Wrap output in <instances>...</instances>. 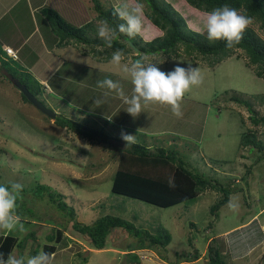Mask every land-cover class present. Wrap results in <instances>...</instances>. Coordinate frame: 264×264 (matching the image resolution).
Returning a JSON list of instances; mask_svg holds the SVG:
<instances>
[{
	"label": "rangeland",
	"instance_id": "1",
	"mask_svg": "<svg viewBox=\"0 0 264 264\" xmlns=\"http://www.w3.org/2000/svg\"><path fill=\"white\" fill-rule=\"evenodd\" d=\"M98 1L108 3L107 0ZM111 1L116 9L124 4L134 5L132 0ZM81 2L83 4L79 8L77 3L72 9L59 11L61 17L75 27L82 23L84 14L88 18L87 23L96 16L92 0ZM167 2L175 6V0ZM181 6L187 8L184 2ZM70 12L71 15L76 13L78 20L72 21ZM189 14L202 16L194 10ZM96 22L93 20V27ZM252 26L264 40V31L257 24ZM88 31L92 34L90 28ZM143 31L148 33V39L161 33L145 18ZM79 45L72 40L64 41L59 47H66V52L62 49L56 51L53 47L49 49L50 55L36 50L35 60L30 58L27 64L22 61L24 65L18 62L17 66L10 65L7 69L10 68L18 79L26 81L33 91H38L37 98L47 109L87 128L102 129L112 138L109 144L91 143L58 127L55 119L25 103L7 73L0 71V165L5 167L3 172L7 174L6 169H9L13 174L7 177L8 181H13L16 174L14 178L33 186H48L54 195H62L61 199L67 206L66 211L59 212L49 203L47 193L26 195L32 209V213L27 215L34 219L25 217L28 218L26 232L19 233V236L21 239L30 238L23 241V248H16L12 254L33 256L34 248L39 247L40 252L44 245L50 244L47 237L53 235L51 243L58 242L53 264H168L152 250L134 252L138 262H133L126 255L127 250L136 247L140 239L129 237L120 229L111 230L104 250L98 252L90 248L86 238L72 230V222H69L71 214L77 223L85 225L108 215L130 222L141 231L151 232L158 227L165 229L171 241L160 254L170 262L177 261V255L184 254L189 255V259L186 262V259H181L179 264H208L207 239L218 238L227 264H264V240L253 244L257 229L261 227L264 231V160L256 162L251 148H240L241 135L248 129L254 131L264 144V126L252 127L247 109L229 100L234 94L245 98L264 94V80L255 77L253 71L245 66L244 53L237 50L235 55L239 59L234 55L213 69L207 67L203 58H198L196 64H190L185 55L178 59L147 56L146 63H155L165 72L171 71L177 63L197 67L203 83L193 86L185 94L181 102V117L175 116L170 106L155 103L145 105L143 112L133 119L126 111L128 105L123 97L115 91L98 87L99 81L111 79L120 85L124 96L130 98L133 95L130 79L111 59L95 58L91 52L93 47L97 48L95 45ZM78 49L87 54H81ZM131 56L128 55L130 59ZM51 63V70L59 64L60 67L52 73V79L45 82L52 91L49 93L35 78L44 80L45 72H30L29 68H43ZM252 104L256 111L264 113V105H258L256 101ZM122 132L135 136V143L151 150L164 147L177 151L176 163L185 161L194 173L215 180L228 189L229 201L239 204L238 211L230 210L228 201L218 211L212 212V206L220 200L221 193L211 190L203 191L188 203L165 209L114 195L111 186L121 147L124 146L117 142L118 139L123 140ZM255 219L259 220L258 223L250 224ZM58 228L66 234L56 241ZM238 229L241 230L230 236ZM235 239L242 244L237 253L247 246L251 247L249 251L233 253L231 245ZM195 251L199 254L196 260L192 259Z\"/></svg>",
	"mask_w": 264,
	"mask_h": 264
},
{
	"label": "trees",
	"instance_id": "2",
	"mask_svg": "<svg viewBox=\"0 0 264 264\" xmlns=\"http://www.w3.org/2000/svg\"><path fill=\"white\" fill-rule=\"evenodd\" d=\"M107 1L108 3H102L98 0H92L93 9L96 13L94 21L106 19L109 25L117 28L118 31V26L124 21L116 14V5L111 0ZM132 1L133 3L136 2V0ZM140 2L144 4V18L149 24L160 30L161 33L152 39H148V33L145 34V31L134 38H129L125 34H118V39L113 41L111 48L107 47L103 39L95 35L97 27L96 23H94L93 27V21L79 28L67 24L54 11H48L46 16L51 33L58 36L60 41L72 40L77 44L95 45L97 48H102V50L94 47L91 49L93 56L97 59L108 61L117 49H121L126 56L132 54V60L143 57L145 61L147 56L156 55H162L168 59H178L185 55L189 59L188 61L191 62L190 64H196L198 58H203L207 62V67L213 69L215 65L223 60L234 56L237 50H241L246 58L245 66L253 71L255 77L264 80V40L252 26L253 23L257 24L264 31V0H175V6L167 2V0H140ZM183 2L187 4V8L181 6ZM224 5L237 9L253 20V23L245 31L242 42L232 49L227 48L224 41H209L207 39L205 28L206 14ZM192 10L202 16L195 17L190 15L189 12ZM88 28H90L92 34L89 33ZM128 42L137 49V52L134 53ZM2 55L3 57L0 58V71L7 73V77L10 79H17L30 94L37 98L38 91H33L26 81L18 79L16 74L10 71V68L9 70L7 69V66L10 67V65L18 64V62L8 57L0 46V56ZM235 58L239 59L240 57L236 56ZM20 96L25 103H29L23 93H20ZM229 100L247 109L249 113L248 119L252 127L264 126V113L260 114L253 108L252 104V102L255 103L256 101L258 105H264V94H257L250 98L234 94ZM55 123L58 127L66 129L91 143L109 144L112 139L102 129L87 128L80 123L58 115H56ZM117 142L124 146L121 147V156L112 179L111 192L114 195L165 209L188 203L195 200L203 191L211 190L221 193L220 200L212 206V212L218 211L228 203L230 191L218 184L217 181L208 180L202 175L194 173L187 167L185 161L176 163L175 159L179 157L177 151L164 147L151 150L137 143L126 144L125 140L120 139ZM240 148H251L252 155L256 157V162L264 160V144L257 138L254 131L248 129L241 135ZM4 169L5 167L0 165V184H8L10 181H8L7 177L13 175L9 169H6L7 174H5L3 172ZM246 173H248L247 170ZM14 177L13 182H19L24 186L17 200L18 214L21 216L22 221H27L28 218L34 219L27 215L32 213V209L28 205L29 202H27L28 198H26V195L32 192L39 195L42 192L47 193L46 197L49 203L53 204L57 210H60L59 212L66 211L67 206L61 199L62 195H54L50 192L48 186L39 184L33 186L29 182L18 180L17 177ZM169 177L174 178L175 187H170ZM25 217L28 218L25 219ZM70 221L72 222V230L81 237L86 238L90 248L94 250H103L111 230L120 229L129 237L140 239L136 247L127 250L126 255L130 256L133 262H135L134 260L138 262V257L134 252L139 250L155 251L160 256V259L168 264H179L181 259H186L184 260L185 262L189 259V255L181 254L177 255V261L170 262L167 257L160 254V251H165L171 241L170 234L162 227L153 229L151 232L141 231L130 222L108 215L94 221L90 225L77 223L74 214H71ZM252 223H256L255 220L250 224ZM241 229L231 232L230 236ZM255 234L256 242L253 241V244H256L260 239L262 240L263 237L259 229H257ZM61 236V232H57L56 241H59ZM139 236H142V238H139ZM29 238L25 237L17 240L10 235L3 236L1 234L0 255L7 259L14 248H23L25 245L23 241ZM47 239H49L50 244L44 245L42 250L53 254L55 251V244L51 243L53 235L48 236ZM207 241L208 264H227L221 252L218 238L207 239ZM232 242L234 245H231V250L235 254L246 253L251 248L247 246L237 253L239 246H242V244L237 239ZM39 249V247L34 248L32 255H37ZM198 257L199 254L195 251L192 259L196 260Z\"/></svg>",
	"mask_w": 264,
	"mask_h": 264
},
{
	"label": "clouds",
	"instance_id": "3",
	"mask_svg": "<svg viewBox=\"0 0 264 264\" xmlns=\"http://www.w3.org/2000/svg\"><path fill=\"white\" fill-rule=\"evenodd\" d=\"M116 14L124 21L117 28L109 25L106 19L96 22L97 35L104 40L107 47L111 48L113 41L118 39V34H125L129 38L140 35L144 27V4L136 0L134 5L124 4L117 9ZM253 23L251 17L242 14L237 9L228 5L217 7L206 14L205 28L209 41H224L226 47L232 49L239 45L244 33ZM10 50V49H9ZM8 57L17 61L16 54L12 50L7 52ZM11 54H14L13 57ZM111 62L130 79L133 85V95L128 98L124 96L120 85L111 79H104L98 82V87L115 91L124 98L128 105L127 113L136 119L142 112L143 107L148 104L159 103L171 107L172 113L182 116L181 102L186 93L193 86L203 83V76L199 68L192 65L181 66L177 63L171 71L165 72L155 63H146L143 59L135 60L126 56L125 52L117 49L111 58ZM15 85L14 79H9ZM21 93L20 89L16 87ZM100 103L99 100L96 101ZM56 118V117H55ZM121 137L126 144L135 143V136L121 133ZM170 187H175L174 178L169 177ZM24 186L19 182L10 181L8 184H0V231L6 234L13 232H26L21 216L18 214L17 200L23 191ZM230 210L238 211L239 204L229 201ZM54 254L41 250L39 254L33 256H19L9 254L7 259L0 255V264H53Z\"/></svg>",
	"mask_w": 264,
	"mask_h": 264
},
{
	"label": "crops",
	"instance_id": "4",
	"mask_svg": "<svg viewBox=\"0 0 264 264\" xmlns=\"http://www.w3.org/2000/svg\"><path fill=\"white\" fill-rule=\"evenodd\" d=\"M80 1L81 0H0V46L2 50H5L6 48L12 50L16 54L17 62H20L22 65H24V63L27 64V61L30 58L32 60H35L36 54L34 51L36 50L43 51L45 55H50L49 49L53 47H55L56 51L62 49L63 51L66 52V50H64V48L66 47L64 48L59 47L61 44H63L64 41H60V38L58 36H56L54 33H51L52 31H50L49 29V22L46 14L48 13V11H54L59 15L60 18H62L61 15L59 14V11H62L64 9L67 10L72 9L73 6L77 3H79L77 8H79L80 5L83 4V2L80 3ZM69 17H71L70 19L72 21L78 20V16L76 13H73V15ZM94 19L95 17L93 18V20ZM86 20H88V18L84 14L82 18V23L77 24L78 27L80 28L81 25H82L81 27L86 25L87 23ZM63 21L65 20L63 19ZM65 22L69 25H75L67 21ZM77 45L80 46L79 44ZM31 49L33 52L31 51ZM80 51H81L80 53L83 55L87 54L86 52H83V50ZM15 65L17 66L18 64ZM51 66L52 63L50 65L42 66L43 68H37L36 66L35 69H31V67L29 68L30 72H32V70H35L37 72H39L38 70L45 72L46 75L44 80H42L40 77H35V78L39 80L41 85H43L44 88L47 89L49 93H51L52 91L50 87L46 85L45 82H48L49 79H52L53 77L52 73L58 67H60V64L57 65L58 66L57 68H54L52 70H51ZM262 210H264V208ZM258 221L259 220L255 219L256 224L258 223ZM22 222L24 223L25 226L26 221H22ZM57 232H61L60 229L57 230ZM260 232L262 233L263 236L262 239L264 240V231L261 229V227H260ZM1 234L3 236L10 235L16 238L17 240L21 239L19 236V232L6 234L3 233V231H0V235ZM65 234L66 233L61 232V235L64 237ZM56 244L57 243H55V250H56ZM16 248H14L13 251ZM96 251L99 252L101 250H96Z\"/></svg>",
	"mask_w": 264,
	"mask_h": 264
},
{
	"label": "water",
	"instance_id": "5",
	"mask_svg": "<svg viewBox=\"0 0 264 264\" xmlns=\"http://www.w3.org/2000/svg\"><path fill=\"white\" fill-rule=\"evenodd\" d=\"M128 45L133 49L134 52H137V49L130 42H128ZM14 83L16 87L20 89L21 93H23L25 98L28 100L30 104H32L34 108H36L39 112H41L43 115L47 116L48 118L55 119L56 117L55 112L47 109L35 96L30 94L29 91L23 85H21L18 81H15Z\"/></svg>",
	"mask_w": 264,
	"mask_h": 264
},
{
	"label": "built area",
	"instance_id": "6",
	"mask_svg": "<svg viewBox=\"0 0 264 264\" xmlns=\"http://www.w3.org/2000/svg\"><path fill=\"white\" fill-rule=\"evenodd\" d=\"M7 52H11L9 49H7ZM13 57H15V55L14 54H11Z\"/></svg>",
	"mask_w": 264,
	"mask_h": 264
}]
</instances>
